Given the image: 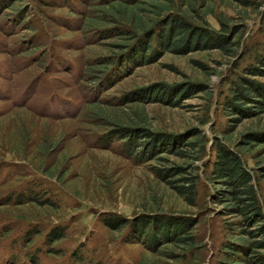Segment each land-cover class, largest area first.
I'll list each match as a JSON object with an SVG mask.
<instances>
[{"label": "rangeland", "instance_id": "obj_1", "mask_svg": "<svg viewBox=\"0 0 264 264\" xmlns=\"http://www.w3.org/2000/svg\"><path fill=\"white\" fill-rule=\"evenodd\" d=\"M197 1L214 11L207 17L213 27H221L219 17L239 25L245 15V41L264 42L261 10ZM110 2L0 0V264H216L224 231L213 215L212 230L206 222L197 228L208 243L196 250L198 262L170 259V247L156 253L151 243L135 240L131 228L117 232L107 225L110 216L200 214L207 197L203 174L201 206L192 208L160 182L156 162H138L108 137L116 123L175 135L197 128L221 137L229 125L222 104L233 68L219 51L168 53L152 64L119 67L107 78L110 68L101 60L119 53L118 37L108 32L132 29L125 12L112 22L102 17V10L113 12ZM189 3L177 0L176 8ZM92 68L103 71L91 74ZM187 82L208 84L213 97L200 94L181 107L138 100L141 89ZM208 112L211 121L203 123ZM261 128L264 117L238 131ZM246 158L252 167L264 162ZM197 164L202 172V161ZM56 228L64 237L54 242Z\"/></svg>", "mask_w": 264, "mask_h": 264}, {"label": "trees", "instance_id": "obj_2", "mask_svg": "<svg viewBox=\"0 0 264 264\" xmlns=\"http://www.w3.org/2000/svg\"><path fill=\"white\" fill-rule=\"evenodd\" d=\"M196 1L188 0L190 3L180 7L181 10L176 8L177 0H111L108 8L113 12L101 11L109 22L125 12L132 28L108 32L118 37L119 43L113 46L119 53L101 60L104 68H110L107 78L118 72L119 67L145 66L168 53L184 56L219 51L233 68L226 79L228 92L222 104L229 125L221 137L211 138L197 128L175 135L121 123L115 124L116 133L108 137V142L120 140L126 153L138 162H156L153 170L160 182L192 208L201 206L199 187L203 174L207 190L203 212L139 216L133 221L110 216L107 225L117 232L131 228L132 237L143 244L151 243L156 253L162 252L164 246L170 247L172 251L167 255L170 259L191 257L192 262H198L196 250L201 244L207 248L208 243L206 237H199L197 228L206 222L212 230L209 216L213 215L220 218V228L224 231L216 264H264V162L252 167L246 158L252 156L257 161L264 157V128L238 131L244 122L264 117V42L248 44L245 41L248 16L244 15L239 25L231 24L232 17H219L221 27L217 29L207 21L214 11L198 8ZM225 1L246 12L251 8L261 10L260 14L264 15V0ZM102 71L92 68L91 74ZM200 94L213 97L210 86L205 83L172 86L161 83L139 90L138 100L181 107L186 100ZM209 112L203 123L211 121ZM236 135L239 138L233 141ZM169 157L181 163H174ZM201 161L202 172L197 164ZM32 197L38 202L37 194L33 193ZM43 204L46 203H40ZM204 215L206 221L201 220ZM50 236L54 242L64 237L61 228H56Z\"/></svg>", "mask_w": 264, "mask_h": 264}]
</instances>
